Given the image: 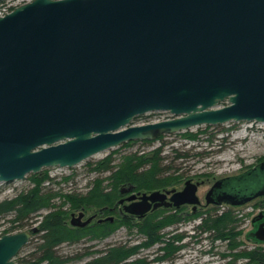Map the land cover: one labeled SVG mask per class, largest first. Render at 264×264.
<instances>
[{
	"label": "water",
	"instance_id": "1",
	"mask_svg": "<svg viewBox=\"0 0 264 264\" xmlns=\"http://www.w3.org/2000/svg\"><path fill=\"white\" fill-rule=\"evenodd\" d=\"M158 110L173 116L133 122ZM240 120L264 123V0H29L0 15V182ZM197 188L188 179L170 200L196 205ZM168 192L127 209L142 215ZM261 195L264 160L216 180L206 200ZM36 229L3 232L0 264H18Z\"/></svg>",
	"mask_w": 264,
	"mask_h": 264
},
{
	"label": "rangeland",
	"instance_id": "2",
	"mask_svg": "<svg viewBox=\"0 0 264 264\" xmlns=\"http://www.w3.org/2000/svg\"><path fill=\"white\" fill-rule=\"evenodd\" d=\"M26 1L29 0H3L0 5H2L4 12H7ZM11 7L13 8L11 9ZM172 116L173 114L166 110L151 111L136 116L133 122L142 123ZM188 133L195 134V137H189ZM124 143L99 152L73 167L52 166L44 168L46 169L45 171H48L50 178H47L42 185L45 189H52L54 192H58L54 198L56 204L65 209H70V203H66L63 195H60L59 192H80L86 194L97 176L105 177L110 173V171L99 172L91 170L89 165L86 164L87 160L94 162L117 149L113 156L115 158L114 163H118L125 153L133 151L147 153L158 146H162L161 153L165 156L163 163L177 167L176 169L173 167L168 172L173 171L175 175H182L177 182L189 178L198 179L200 182L198 194L205 204V194L215 180L223 176L238 174L264 160V123L240 120L216 125L202 124L188 130L162 134V137L152 139L150 142L138 141L128 145H124ZM178 152L186 154L177 156ZM31 174L30 172L26 178L17 179L9 183L0 182V201L30 189L34 185ZM109 185V179H105L103 186L109 187ZM262 207H264V196L237 206L227 204L219 206L203 205L199 213L194 214L191 220L186 223L180 224L178 229L168 222L165 227L159 230L163 239L142 249L140 259L148 261L149 264L152 259L163 254L162 249H167V254L169 252L171 254L175 250L171 255L175 254L174 256L176 257H171L173 258H170L171 260L155 261L151 264H228L230 262L233 264H252L250 259L242 256L241 253L245 250L260 251V249L264 248V243L254 239L253 233L250 232L253 229L255 230L253 223L256 219L254 217ZM186 208L191 210L189 206ZM228 209L232 210V216L235 220L230 224L232 232L235 233L233 238L229 236L216 238L214 237V229L197 228L202 215L204 218L208 217V214H221ZM48 210L45 208L42 213H46ZM161 214L163 213L156 212L151 216L160 218ZM12 217L13 214L11 213L0 214L1 233L12 232L8 231L14 225L11 221ZM38 219H41V216L33 218L34 221ZM27 228L28 226L25 227V229ZM177 230H179L178 233H176ZM13 231H18V229ZM182 231L184 232L183 234ZM179 236L180 239L178 240ZM144 240V234L139 233L137 228L130 229L126 226H121L112 235L92 241L99 242L103 246L105 245L104 243L112 245L120 242L136 243ZM230 241L234 244L233 246H231ZM167 242H171V244H167ZM175 245H180V248L176 250L177 247ZM33 246L32 241L25 245L16 259L23 256L26 257L33 249Z\"/></svg>",
	"mask_w": 264,
	"mask_h": 264
},
{
	"label": "trees",
	"instance_id": "3",
	"mask_svg": "<svg viewBox=\"0 0 264 264\" xmlns=\"http://www.w3.org/2000/svg\"><path fill=\"white\" fill-rule=\"evenodd\" d=\"M2 2L3 0H0V3ZM2 8V5H0V11ZM188 136L195 137V134L188 133ZM158 137H162V134ZM138 141L140 140L128 141L124 145ZM150 141L152 139L143 140V142ZM162 148V146H158L147 153L139 151L125 153L118 163H114L115 158L113 156L117 149L94 162L87 160L86 164L89 165L91 170L99 172L110 171V173L105 176L106 178L97 176L86 194L80 192H59L60 195H63L64 201L70 203V209H65L56 204L54 198L58 192H54L52 189H45L42 185L47 178H50L48 171H45L46 169L39 173H32L31 179L34 185L30 189L21 191L14 197L0 201V214H13L11 221L14 225L8 231L22 230L27 226L28 228H32L37 223V229L33 232L34 236L29 241L33 242V249L26 257L23 256L16 259L18 264H41L43 262H47V264H60L62 259L53 254L51 246L64 240L74 241L85 236H89L91 240L95 238L99 240L104 239L112 235L121 226H126L130 229L138 228L145 236V240L143 241L145 245H150L163 239L159 230L163 226H166L168 222L172 223L176 220L172 216L160 219L150 215L138 223H135L130 218H122L114 223L108 222L102 224L95 222L93 225L82 228L72 227L68 223L70 210H77L82 206L89 209L113 204L115 198H117L118 188L121 184L129 182L138 189L153 190L176 183L181 179L182 175H175L173 171L168 172L174 166L163 163L165 156L161 153ZM184 154L178 152L177 156ZM176 168L175 166L174 169ZM105 179H109V184L113 186L112 190H104L103 182ZM45 208L49 209L48 212L42 213V210ZM35 216H41V219L34 221L33 218ZM234 221L232 210L228 209L221 214L214 213V215L208 214V217H202L197 228L214 229V237L216 238H226L227 236L233 238L235 233L232 232L230 224ZM36 243L37 245H35ZM168 244H171V242H168ZM230 244L231 246L234 245L232 241H230ZM35 246L36 248L34 249ZM133 252V248L130 249L125 246L112 248L101 258L99 264H103L106 261L109 264H121ZM35 253L37 254V258L33 260ZM241 255L248 257L252 264H260V262L264 261V250H245ZM137 263L147 264L148 261L140 259L131 262V264ZM228 264L233 263L230 262Z\"/></svg>",
	"mask_w": 264,
	"mask_h": 264
},
{
	"label": "flooded vegetation",
	"instance_id": "4",
	"mask_svg": "<svg viewBox=\"0 0 264 264\" xmlns=\"http://www.w3.org/2000/svg\"><path fill=\"white\" fill-rule=\"evenodd\" d=\"M140 141L143 142V140H140ZM240 173H238V174H240ZM233 175H237V174H233ZM228 176H232V175L223 176L221 178L228 177ZM189 179L198 184V188H197V193H198L199 186H200L199 180L198 179L195 180L193 178H189ZM187 180L188 179H186V180L184 179L183 181L176 182V183L170 184L168 186L159 188L160 190L165 191V192L169 191L167 193V197L163 201H161V203L156 208H154V204L157 201L152 202L151 208L148 211L144 212V214H142V215L138 214V213L131 212L130 210L127 209V206H130V205H134V206L136 205L137 206L138 203L143 200L142 199L143 194L145 192L150 193L152 190L138 189L135 187V185H133L132 183H129V182L121 184L120 187L118 188L119 192L117 194V198H115L113 204L103 205L101 207L89 208V209H86L85 206H82L80 209L69 211L68 223L72 227H80V228L85 227V226H89V225H93L95 222H99L102 224L103 223L106 224L108 222L114 223L117 220H120L122 218H130L135 223H138V222L142 221V219L158 212V213H163L159 216L160 219H163L166 216L174 217L176 220L174 222L170 223V225H173L174 228L178 229L180 224L186 223L187 221L191 220V217L194 214L199 213L203 205L219 206L222 204H227L230 206H237V205H232L228 201H223L221 203H208L206 200V194H205V204L202 202V200L199 196L200 202L196 205L192 204V203H188V202L176 205L174 202H172L170 200V197L173 193L171 190L183 189ZM215 181H214V183H215ZM129 187H132V189H129ZM88 189H90V187ZM112 189H113V186L109 185V187H105L104 190H112ZM131 196H132V198H130ZM262 196H264V195H261L258 198H260ZM240 205H242V204H240ZM188 206L191 208V210L186 208ZM80 213H82V216L78 218ZM89 217H91V220L89 222H87L86 224H81L82 222L87 220ZM201 217H203V215ZM254 218L256 219L255 222L253 223V227L255 228V230L253 229L250 232L253 233L254 239H256L258 242L264 243V238H262L260 236L262 234V232L258 231L260 228H262L264 226V207H262L261 210H259V212L257 213V215ZM72 220L76 221L77 223L73 224ZM163 227H165V226H163ZM137 231L139 233H142L138 230V228H137ZM178 232H179V230L176 231V233H178ZM183 233L184 232L182 231V234ZM262 235H264V233ZM33 236H34V233H32V237ZM32 237H31V239H32ZM179 239H180V236H179L178 240ZM90 240H91V238H89V236H85V237L79 238V239L74 240V241L64 240L62 242H59V243L51 246V249L53 250V254L55 256H57V257L59 256V258L62 259V262L60 264H66V263L99 264L101 258L103 256H105L109 252L110 249L116 248L119 246H125L126 248H130V249L133 248L134 252L131 253L128 258L123 260L121 264H131V262H133L135 260H140V255H141L142 249H144L145 247H148V245H145L143 243V241H139L136 243L120 242V243L112 244V245L104 243L105 245L102 246L99 244V242L92 241V240L90 241ZM93 240H96V238ZM37 243H39V242H37ZM37 243L35 245H37ZM167 244H168V242H167ZM175 246L177 247L176 250L180 248V245H175ZM35 248H36V246L34 247V249ZM260 250H264V248H262ZM162 251H163V254H161L160 257L158 256V257L152 259L151 263H154L155 261H165V260L170 259L171 257H173L175 255V254L173 256L171 255L174 253L175 250L171 254H170V252L167 254V252H168L167 249H165V250L162 249ZM174 257H176V256H174ZM36 258H37V254L35 253V257L33 258V260H35ZM171 259H173V258H171ZM167 262H169V261H167ZM151 263H149V264H151ZM41 264H47V262H43ZM103 264H109V263H107V261H106ZM137 264H139V263H137ZM254 264H259V263H254ZM260 264H264V261L260 262Z\"/></svg>",
	"mask_w": 264,
	"mask_h": 264
},
{
	"label": "built area",
	"instance_id": "5",
	"mask_svg": "<svg viewBox=\"0 0 264 264\" xmlns=\"http://www.w3.org/2000/svg\"><path fill=\"white\" fill-rule=\"evenodd\" d=\"M7 12H9V11H7ZM6 11L4 12V9L2 8V10L0 11V15H3V14H5V13H7ZM2 233L0 232V235H1Z\"/></svg>",
	"mask_w": 264,
	"mask_h": 264
}]
</instances>
